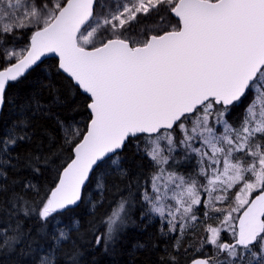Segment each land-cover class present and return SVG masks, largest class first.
Masks as SVG:
<instances>
[{"label": "snow or ice", "instance_id": "snow-or-ice-1", "mask_svg": "<svg viewBox=\"0 0 264 264\" xmlns=\"http://www.w3.org/2000/svg\"><path fill=\"white\" fill-rule=\"evenodd\" d=\"M48 54L58 56L56 75L84 95L87 116L57 120L63 144L47 187L8 183L18 166L11 150L31 140L33 105L0 136L5 247L29 239L22 215L41 225L38 264H81V229L107 248L129 219L135 187L142 215L156 214L162 234L202 226L201 249L213 254L192 264H264V0H0V109ZM129 146L148 170L137 165L128 197L99 227L82 223L75 209L103 207L107 184L133 175ZM26 159L34 174L55 163ZM159 264L178 260L165 249Z\"/></svg>", "mask_w": 264, "mask_h": 264}, {"label": "trees", "instance_id": "trees-1", "mask_svg": "<svg viewBox=\"0 0 264 264\" xmlns=\"http://www.w3.org/2000/svg\"><path fill=\"white\" fill-rule=\"evenodd\" d=\"M57 63L56 58L45 59L34 72L9 89L10 102L2 109L0 116V136L10 131L13 125L22 118L18 111L19 108L29 103L33 105V112L29 113L28 125L31 140L25 141L11 150L12 164L18 166L15 170L8 169L9 185H18L21 181H31L38 187L50 186L55 176L53 169L59 163L53 153H58L63 144V134L57 120L67 124L70 121H82L87 116L84 95L71 86V81L65 75H56ZM45 69L48 70L47 73L44 71ZM49 74L52 76L51 80L48 79ZM49 83L54 87L45 86ZM37 101L43 106L41 113L35 112ZM238 115L239 113H234L229 117L230 122L235 121ZM77 126L82 128L84 125L80 123ZM29 154L51 156L55 163L49 168L41 167V173L34 174L27 167L29 161L26 157ZM64 155L66 156L67 152ZM124 155L128 157L126 164L133 173L129 180L125 181L124 178L115 180V187L112 182L107 184V191L104 194L106 202L103 207L98 204L95 207L81 205L71 215L81 220L82 223L94 220L99 227L100 220L106 219V214H110L115 208L120 197H128L126 183L133 184L135 182L137 165L142 164L143 170L147 171L148 164L146 160L141 161L139 157H133L130 146L125 149ZM16 190L19 191V187ZM93 191H97V189L93 188ZM131 191L133 195L129 219L118 239L107 248L90 244L93 237L87 234L86 228L81 229V238L76 240V245L81 253V264H159V257L165 256V249L177 257L178 264H188L202 254H213L210 245H205L201 249L200 242L206 235L202 226L196 227L195 230H186L183 234H162L160 218L154 213L143 216L142 202H138L137 190L132 187ZM5 198V194H0V201ZM143 211L147 212L146 204L143 206ZM197 214L199 215V213ZM20 221L24 231L29 233V239L18 246L5 247L2 243L3 234H0V264H38L39 256L44 252L46 243L38 234L41 225L35 219H24L22 215ZM208 223L212 226L217 224L215 220H209ZM165 232H167L166 226ZM222 238L229 239L223 234ZM176 244H179L180 247L175 248ZM65 247L68 248L70 245H65Z\"/></svg>", "mask_w": 264, "mask_h": 264}, {"label": "water", "instance_id": "water-1", "mask_svg": "<svg viewBox=\"0 0 264 264\" xmlns=\"http://www.w3.org/2000/svg\"><path fill=\"white\" fill-rule=\"evenodd\" d=\"M47 58H56L58 60V56H56V54H48L45 57H42V61H44ZM1 113H2V109H0V116H1ZM188 264H192V261L189 262Z\"/></svg>", "mask_w": 264, "mask_h": 264}]
</instances>
